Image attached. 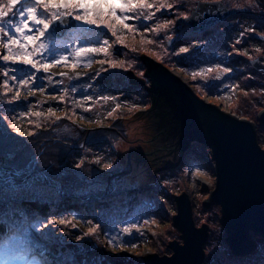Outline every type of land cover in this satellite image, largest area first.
<instances>
[{"label":"rangeland","instance_id":"374dc122","mask_svg":"<svg viewBox=\"0 0 264 264\" xmlns=\"http://www.w3.org/2000/svg\"><path fill=\"white\" fill-rule=\"evenodd\" d=\"M197 1H220L235 14L202 34L192 33L184 20ZM26 2L19 0L12 11L19 12ZM146 3L153 7L141 9L137 3L123 13L154 14L152 19L123 21L135 26L131 29L115 17L108 28L84 25L71 16L77 27L64 37L49 39L46 33L29 42L24 49L28 52L41 42L47 45V51L29 57L48 64L47 71L20 59H0V196L20 201L15 209L0 212V236L5 233L0 238V264H145L148 254L171 255L168 243L181 242L172 223L173 196L183 192L189 195L195 225L209 228L203 264H264V237L251 234L254 251L234 255L220 207L204 203L215 183L208 147L193 142L176 168L154 173L148 160L128 163L129 151H146L150 144L126 135L127 118L151 104L144 85L149 81L142 61L146 55L179 75L200 98L251 121L264 148V129L257 117L264 109V72L250 62L264 63V0ZM162 3L172 7L157 11ZM7 4L0 0L5 10ZM116 15H122L119 5ZM0 19L7 21L5 31L20 22L11 12ZM24 34L39 35L35 28ZM7 39L0 32V40ZM11 47L21 51L19 45ZM81 47L106 51L74 55ZM7 53L0 45V57ZM128 68L144 84H132ZM3 69H9L8 75ZM3 167L42 173L50 183L40 176L14 181Z\"/></svg>","mask_w":264,"mask_h":264},{"label":"water","instance_id":"95a60500","mask_svg":"<svg viewBox=\"0 0 264 264\" xmlns=\"http://www.w3.org/2000/svg\"><path fill=\"white\" fill-rule=\"evenodd\" d=\"M234 14L220 1H197L184 23L192 33L202 34ZM66 19L55 39L77 27L71 16ZM142 61L148 84L129 68L126 72L132 84L146 86L151 104L149 109L127 118L126 135L148 142L150 148L129 151L128 163L130 159L148 160L156 173L176 168L193 142L208 147L215 183L204 203L220 207L221 225L232 253L237 256L252 253L255 242L251 234L264 237V148L259 144L255 125L200 98L179 75L155 59L142 55ZM250 62L264 72V63L259 59ZM257 117L264 129V109ZM38 176L50 181L42 173ZM173 199L176 214L172 223L181 242L168 243L171 255L151 253L143 260L145 264H203L209 228L207 224L195 225L186 192L174 195Z\"/></svg>","mask_w":264,"mask_h":264},{"label":"snow or ice","instance_id":"6c2138e0","mask_svg":"<svg viewBox=\"0 0 264 264\" xmlns=\"http://www.w3.org/2000/svg\"><path fill=\"white\" fill-rule=\"evenodd\" d=\"M19 3V0H8V4L5 7H0V18L8 16L9 12L12 13L13 17H19V24H12L7 31H5L4 24L7 21L0 19V32H5V35L8 36L7 41L0 40V45H3L8 49V53L0 57L3 61H8L10 58L13 63L16 62L17 59H20V62L28 65L30 64L32 68H36L37 71L40 69L37 67L40 65L47 71L49 65L42 64L41 61L36 60L35 62L29 57L33 54L40 55L43 51H47V45L43 42L36 45L32 49L31 52L25 51L26 45L31 42L35 43L36 40H39L41 37H44L47 33L49 39H53L56 35L59 34L61 29V25L67 23V17L72 16L76 21H82L84 25H95L96 27H100L103 25L104 27L111 28L110 20L115 17L118 23H123V21H127L129 19H137L140 17H144L147 19H152L154 14H150L147 12H141L136 14L135 16L129 17L128 15H123L124 12L128 10L129 6H136L139 4L141 9L152 8L153 5L150 3H146V0H27L25 5L19 10V12L12 11L13 8ZM119 5L122 15H116V6ZM42 7L44 9L43 12H38L37 8ZM168 7L171 8V4H160L157 6V11L160 8ZM111 8V11L108 9ZM61 9H65L66 11H61ZM107 18V19H106ZM31 22L32 26H29ZM58 22V23H57ZM42 25L41 27H38ZM51 27V31L49 32V28ZM124 28L131 29L133 26L128 25L127 23H123ZM158 27H167V25H160ZM35 28V32L39 33V35H25L24 30L26 29L28 33H32ZM155 31V29H153ZM20 34L13 38L15 34ZM97 37L100 34H95ZM113 35H116L113 32ZM23 40L24 43H20ZM90 42V41H89ZM99 42L98 40L96 41ZM149 44L152 43L151 40L147 41ZM240 41L238 40L237 43ZM109 41L104 40L103 44L108 45ZM12 45H19L21 48L20 52H14L12 50ZM100 51H106L104 48H91V47H81L75 50L74 55L79 56L81 53H97ZM180 51L184 52L187 49H181ZM61 59H65V57H61ZM4 74L8 75L9 69H3ZM12 72H15L16 69H11ZM22 71V70H21ZM208 71H212V69H208ZM227 71V70H224ZM219 78V77H217ZM13 79L16 77L13 76ZM34 79V77H33ZM23 83H27V81H23ZM19 95V93H17ZM107 99V97H105ZM108 165H106L107 167ZM64 223V221H60ZM124 232H128V229L125 228ZM115 239V238H114ZM3 264H8L7 261H4Z\"/></svg>","mask_w":264,"mask_h":264},{"label":"bare ground","instance_id":"6f19581e","mask_svg":"<svg viewBox=\"0 0 264 264\" xmlns=\"http://www.w3.org/2000/svg\"><path fill=\"white\" fill-rule=\"evenodd\" d=\"M218 25V24H217ZM128 168V170H130L131 169V166H128L127 167ZM11 175H12V179L14 180V181H19V182H22V181H25V180H30V179H34L35 177H38V176H36V175H34V173H32V172H25V173H19V172H16V170L15 171H13L12 170V172L10 173ZM44 181L46 182V183H50V181H47L46 179H44ZM4 226V228H5V230H3V231H6V224L5 225H3ZM3 236H5V233H3L1 236H0V238L2 237L3 238ZM245 256V255H244ZM2 257H3V255H2V251H0V259H2Z\"/></svg>","mask_w":264,"mask_h":264},{"label":"trees","instance_id":"16d2710c","mask_svg":"<svg viewBox=\"0 0 264 264\" xmlns=\"http://www.w3.org/2000/svg\"><path fill=\"white\" fill-rule=\"evenodd\" d=\"M66 196H70V195H66ZM19 202L20 201H18L17 197L11 198L9 196H0V212L10 211V209L12 208L15 209L19 205Z\"/></svg>","mask_w":264,"mask_h":264}]
</instances>
